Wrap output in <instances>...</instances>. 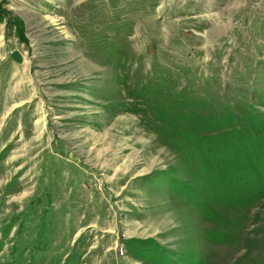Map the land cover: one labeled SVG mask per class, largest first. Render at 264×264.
<instances>
[{
  "label": "rangeland",
  "instance_id": "obj_1",
  "mask_svg": "<svg viewBox=\"0 0 264 264\" xmlns=\"http://www.w3.org/2000/svg\"><path fill=\"white\" fill-rule=\"evenodd\" d=\"M0 264H264V0H0Z\"/></svg>",
  "mask_w": 264,
  "mask_h": 264
}]
</instances>
